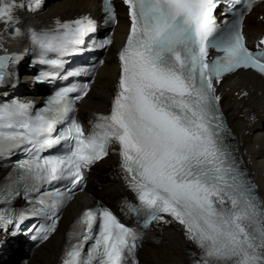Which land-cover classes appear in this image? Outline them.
<instances>
[{
    "label": "snow or ice",
    "instance_id": "snow-or-ice-1",
    "mask_svg": "<svg viewBox=\"0 0 264 264\" xmlns=\"http://www.w3.org/2000/svg\"><path fill=\"white\" fill-rule=\"evenodd\" d=\"M123 2L130 26L118 53L116 91L109 114H94L89 121L90 132L86 134L75 115L76 102L88 95L89 84L59 89L35 112L30 102L0 104V157L27 154L14 174L0 182V205H11L21 187L38 194L19 212L0 207V226L14 224L18 230L25 220L44 217L47 225L33 224L29 231L36 232L32 239L47 241L86 171L118 146L120 168L138 201L130 210L144 214L143 227L153 222L181 225L195 249L191 264H264V200L227 142L230 130L216 88L225 75L239 69L264 76V39L250 50L243 33L244 16L264 0ZM221 4L226 5L222 15L232 14L230 21H217ZM237 5H242L239 11ZM40 6L41 0H0V24L5 26L0 29V50L6 53L0 55V84L20 59L7 54L4 32L20 35L18 12H35ZM104 10L116 23L111 0H105ZM96 28L94 19L81 16L57 19L49 30H31L39 63L54 69L36 79L59 75L64 58L83 50L85 37ZM112 43L110 35L91 40L101 49ZM210 50L221 54L210 61ZM87 71H68L61 78ZM57 146H62L61 154L42 155ZM65 181L63 187L41 192L44 185ZM70 237L61 264H139L135 254L143 233L107 207L85 210ZM90 239L85 253L84 243Z\"/></svg>",
    "mask_w": 264,
    "mask_h": 264
},
{
    "label": "bare ground",
    "instance_id": "bare-ground-1",
    "mask_svg": "<svg viewBox=\"0 0 264 264\" xmlns=\"http://www.w3.org/2000/svg\"><path fill=\"white\" fill-rule=\"evenodd\" d=\"M98 5L99 0H41V6L37 11L18 12L20 22L16 27L21 34L11 35L7 31L4 32V48L7 49V53L25 50L31 30L53 26L57 19L64 21L81 14H94ZM259 14L264 17V5L251 12L245 20V32L250 40H255L264 33V19H259ZM126 26L124 16H120L114 33V42L107 52L106 62L99 70L92 89L81 101L83 111L85 109L106 110L117 74L115 51L122 42ZM4 27L0 24V29ZM1 54L6 53L0 50ZM11 72L12 75L5 81L7 84H0V95L10 94L16 99L19 97L25 101L35 99L36 96L30 93L28 83L30 75L27 73L25 64L13 66ZM44 93L45 91L40 89L36 95H44ZM217 93L221 97L220 105L236 135L245 165L259 195L264 200V80L250 71H238L221 81L217 87ZM110 164H113V160L109 155L91 168L85 192L76 197V200L67 208L57 230L35 251L29 264L56 262L63 243L65 228L79 209L90 203L93 204L95 200L107 202L112 207L119 202L121 187L113 179L118 178L117 173L113 172L110 178L107 177L109 172L103 169V166H110ZM0 176H2L1 173ZM165 219L171 218L165 217ZM155 231V239L144 244L140 252L141 264H191L190 254L194 249L191 242L185 238L181 226L176 222H158ZM18 243L19 240L16 241L17 245ZM11 257L12 254L8 257V261Z\"/></svg>",
    "mask_w": 264,
    "mask_h": 264
},
{
    "label": "rangeland",
    "instance_id": "rangeland-1",
    "mask_svg": "<svg viewBox=\"0 0 264 264\" xmlns=\"http://www.w3.org/2000/svg\"><path fill=\"white\" fill-rule=\"evenodd\" d=\"M106 172H108V171H106ZM106 172H105V173H106ZM119 196H120V195H119Z\"/></svg>",
    "mask_w": 264,
    "mask_h": 264
}]
</instances>
